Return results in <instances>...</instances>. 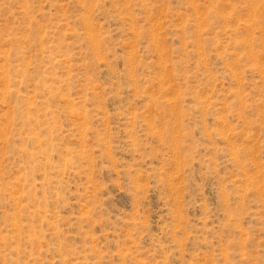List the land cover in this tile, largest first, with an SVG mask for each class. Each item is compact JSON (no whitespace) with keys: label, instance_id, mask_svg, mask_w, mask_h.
I'll return each mask as SVG.
<instances>
[{"label":"rangeland","instance_id":"1","mask_svg":"<svg viewBox=\"0 0 264 264\" xmlns=\"http://www.w3.org/2000/svg\"><path fill=\"white\" fill-rule=\"evenodd\" d=\"M0 264H264V0H0Z\"/></svg>","mask_w":264,"mask_h":264}]
</instances>
